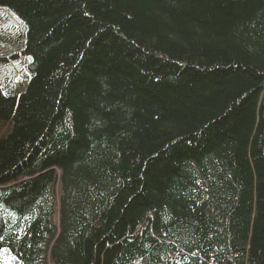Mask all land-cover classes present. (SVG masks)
Instances as JSON below:
<instances>
[{
  "label": "trees",
  "instance_id": "trees-1",
  "mask_svg": "<svg viewBox=\"0 0 264 264\" xmlns=\"http://www.w3.org/2000/svg\"><path fill=\"white\" fill-rule=\"evenodd\" d=\"M3 9L0 264H264V0Z\"/></svg>",
  "mask_w": 264,
  "mask_h": 264
},
{
  "label": "rangeland",
  "instance_id": "rangeland-1",
  "mask_svg": "<svg viewBox=\"0 0 264 264\" xmlns=\"http://www.w3.org/2000/svg\"><path fill=\"white\" fill-rule=\"evenodd\" d=\"M0 11H1V10H0ZM3 12H5L7 15H9V17H6V18L3 17V18L1 19V21H0V25L3 24V23H2L3 20H7V19H8V21L12 20V17L10 16V13H9L8 11H6V10L3 9ZM9 19H10V20H9ZM14 21H16V20H14ZM1 23H2V24H1Z\"/></svg>",
  "mask_w": 264,
  "mask_h": 264
}]
</instances>
